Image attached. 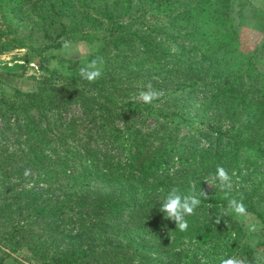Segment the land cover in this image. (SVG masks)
Here are the masks:
<instances>
[{
  "label": "trees",
  "instance_id": "1",
  "mask_svg": "<svg viewBox=\"0 0 264 264\" xmlns=\"http://www.w3.org/2000/svg\"><path fill=\"white\" fill-rule=\"evenodd\" d=\"M235 4L0 0V54L30 52L2 70L41 71L31 89L0 81V264H264L223 214L236 198L264 225V45L238 49ZM65 40L91 52L67 57ZM96 57L102 75L82 79ZM149 81L162 95L144 103ZM217 165L237 180L227 194L204 187ZM173 187L208 197L186 231L160 211Z\"/></svg>",
  "mask_w": 264,
  "mask_h": 264
},
{
  "label": "rangeland",
  "instance_id": "2",
  "mask_svg": "<svg viewBox=\"0 0 264 264\" xmlns=\"http://www.w3.org/2000/svg\"><path fill=\"white\" fill-rule=\"evenodd\" d=\"M233 16V25L238 32V49L245 54L252 52L255 48L264 45V0H245V5L240 7L236 4L230 11ZM33 42L39 44L43 41L42 36L39 33H35L33 36ZM73 48L71 50L64 49V54L67 57H85V54L91 52L90 46L85 43H72ZM171 48L174 46L170 43ZM30 52L27 48L15 49L11 52L0 54V81L1 86H4L6 93H11L12 89L17 87L22 90L31 89L34 87V79L41 75V71L30 60L26 67L15 70L13 74H8L3 71V67H11L24 63L25 57ZM262 59L264 69V53L259 57ZM34 59V58H30ZM12 73V72H11ZM73 113L77 112V109L72 110ZM101 139L98 136H93L92 145H97L99 151L104 150V146L101 145ZM102 143V142H101ZM108 149V148H107ZM250 156V151L247 149L242 150L239 153L238 163H241L246 157ZM232 177V176H231ZM236 179L232 184L235 185ZM204 187L207 191L216 188L220 189L219 181L209 177L205 180ZM256 209L259 214L264 218V201L256 204ZM237 218L241 221L243 226V232L240 236L250 245L256 247L257 251L264 252V225L259 223V220L254 214L247 213L246 215H238ZM253 227L255 230H252ZM16 256L15 254L12 255ZM14 261L11 258L7 259V264H12Z\"/></svg>",
  "mask_w": 264,
  "mask_h": 264
},
{
  "label": "clouds",
  "instance_id": "3",
  "mask_svg": "<svg viewBox=\"0 0 264 264\" xmlns=\"http://www.w3.org/2000/svg\"><path fill=\"white\" fill-rule=\"evenodd\" d=\"M63 48L71 50L73 48L72 42L65 40L63 42ZM104 61L102 57H96L89 61L85 66L79 70L80 77L89 82H94L102 75V65ZM162 92L156 90L152 83L149 81L144 89L138 93L139 99L144 103H151L153 100L159 99ZM30 170H25V176H28ZM214 179L219 181V185L222 190H231L233 187L232 177L229 175L227 169L223 166L217 165ZM200 197L207 199V194L200 192L197 196L194 192L192 194H182L180 189L173 187L165 197L161 204L160 211L165 214V218L175 222L176 227L181 231H186L188 228L187 216L194 214V211L201 204ZM229 212H235L238 215H246L247 209L242 200L236 198L228 199L227 208L223 214L227 215ZM220 220H217L218 224ZM252 230H255L253 227ZM221 264H241V261L234 257L222 258Z\"/></svg>",
  "mask_w": 264,
  "mask_h": 264
}]
</instances>
